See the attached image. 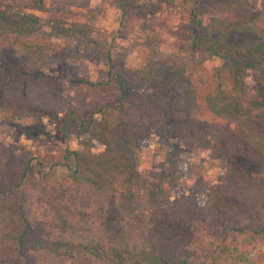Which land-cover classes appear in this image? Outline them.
Instances as JSON below:
<instances>
[{"label": "trees", "instance_id": "trees-1", "mask_svg": "<svg viewBox=\"0 0 264 264\" xmlns=\"http://www.w3.org/2000/svg\"><path fill=\"white\" fill-rule=\"evenodd\" d=\"M196 23L194 62L174 52L119 66L118 88L111 78H73L81 83L73 97L64 77L46 68L62 53L56 34L75 28L53 33L37 16L0 10V111L53 117L65 109L83 134L119 144L110 154L86 146L46 161L0 138V264H264V11L212 10ZM210 57L228 66L211 68ZM150 136L225 160L204 203L175 197V166L141 188L136 160L120 145ZM34 162L43 174L31 189ZM58 165L71 178L57 184L43 168ZM185 173L207 180L197 163Z\"/></svg>", "mask_w": 264, "mask_h": 264}, {"label": "rangeland", "instance_id": "rangeland-1", "mask_svg": "<svg viewBox=\"0 0 264 264\" xmlns=\"http://www.w3.org/2000/svg\"><path fill=\"white\" fill-rule=\"evenodd\" d=\"M0 10L37 16L53 33L75 28L69 35L56 34L62 53L54 52L55 56H60L46 69L62 75L70 96L78 97L81 83L71 80L73 78L85 81L111 78L112 85L118 88L115 72L119 66L140 67L148 58L160 60L174 52L194 62L197 52L191 48L190 38L199 30L196 19L206 17L212 10L260 15L264 11V0H40L39 4L0 3ZM20 57L11 54L9 59L19 63ZM207 64L211 68L228 66V62L215 57H210ZM254 78L255 72L249 71L248 81L253 83ZM0 138L17 151L29 150L46 157V161L51 156L63 155L66 150L89 146L96 153L110 154L119 146L83 134L78 120L65 109L53 117H18L0 111ZM120 148L134 156L142 189L149 184L148 177L175 166L180 174L175 197L186 194L199 204L205 202L217 175L226 167L225 160L213 159L209 151L183 145L176 138L150 136L134 145H120ZM190 163L205 167L207 180L204 183L186 177L185 168ZM43 169L51 171V179L57 184L71 178V172L63 165ZM259 171L264 174V168ZM42 174V168L34 162L27 183L31 189Z\"/></svg>", "mask_w": 264, "mask_h": 264}]
</instances>
